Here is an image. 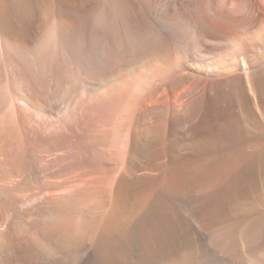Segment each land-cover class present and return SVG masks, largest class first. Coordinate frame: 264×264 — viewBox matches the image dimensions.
<instances>
[{
	"label": "bare ground",
	"instance_id": "bare-ground-1",
	"mask_svg": "<svg viewBox=\"0 0 264 264\" xmlns=\"http://www.w3.org/2000/svg\"><path fill=\"white\" fill-rule=\"evenodd\" d=\"M247 41H264V0H0V264H264V179L246 192L228 181L219 204L195 211L188 197L207 163L184 153L221 131L227 142L264 138L235 129L264 124V51ZM227 42L230 58L206 63ZM112 119L121 127L108 131ZM82 120L93 156L108 139L117 147L100 190L89 147L82 160L67 144ZM45 247L73 254L50 259Z\"/></svg>",
	"mask_w": 264,
	"mask_h": 264
},
{
	"label": "rangeland",
	"instance_id": "rangeland-1",
	"mask_svg": "<svg viewBox=\"0 0 264 264\" xmlns=\"http://www.w3.org/2000/svg\"><path fill=\"white\" fill-rule=\"evenodd\" d=\"M260 25V22L259 21H257L254 25H252L250 28H248L244 33H243V35H248L249 34V32H250V35H248V37H251V36H253V32H255V31H257V30H259V26ZM259 26V27H258ZM254 27V28H253ZM253 29H254V31H253ZM249 31V32H248ZM252 31V32H251ZM247 32V33H246ZM263 43V44H262ZM246 44H249V46H246L247 48H250L251 50H253L254 52H261V51H264V41L263 42H257V41H247V43ZM253 46V47H252ZM209 58V59H208ZM207 59H206V63H208L209 65H213L214 63H216V62H220V60L221 61H223V60H227L228 58H230V43H226V44H224L222 47H220V49H218L216 52H215V54H213V55H211V57H208ZM158 59H159V61H158ZM157 60V61H156ZM156 60H154V63L156 64V62H157V66H160L161 65V63H162V60L160 59V58H157ZM161 60V61H160ZM154 63H149L148 65L149 66H146L147 64L146 63H144V64H142V63H140V64H138V67H136V70H135V72H141V73H144L145 71H147L148 70V72L147 73H150V74H148L147 75V79L146 80H150L151 81V79L154 77V79L157 77L156 75L159 73V71L158 72H156L157 70H154V69H152V68H154L153 67V65L152 64H154ZM154 64V65H155ZM140 66H143L144 68H145V66H146V69H144L143 67L141 68ZM150 68L152 69L151 71L153 72V75H151L152 74V72L150 71ZM145 70V71H144ZM154 70V71H153ZM150 71V72H149ZM146 73V74H147ZM159 75V74H158ZM153 80V79H152ZM149 81V82H150ZM142 84H145L144 82H142L140 85L142 86ZM139 85V88H141V86ZM133 89V88H132ZM136 91H133V90H131L130 91V94H132V96H131V99L132 98H134L135 96H136V93H138V89H135ZM135 93V94H134ZM134 94V95H133ZM190 113V112H189ZM188 113V114H189ZM171 114H172V107L171 106H168V108L166 109V113H165V116L167 117V118H165V123H166V127H165V136H164V138L162 139V141H164V143L163 142H161L163 145H165L166 144V142H167V140H168V138H169V136H170V132H171ZM194 116V115H193ZM239 117V118H238ZM243 117V114L241 113V112H236V114H235V116L233 117L234 118V120H235V122H233V124H232V126H234L235 124H236V122H238L239 120L238 119H241ZM264 117V116H263ZM85 120H86V117L84 118ZM89 119V117L87 118V120ZM167 119V120H166ZM85 120H82V121H80V123L77 125L79 128H81L80 129V132H79V128L75 125V126H72V131L71 130H69L68 131V133L67 134H69L70 136H68L69 138V142L67 143L68 145L70 144V142L72 141V145L75 147H79L78 148V152H76V154H77V157H79L78 159H84V155H86L85 153H86V150H82L81 148H83V149H87L86 147H89L88 148V153H89V156H91L92 154H91V152H90V147H91V141H89V139L87 140L86 138H85V133H84V130L86 131V128H87V126H85ZM112 120H114V119H112ZM251 120V121H250ZM119 121H120V119H118V121L116 122V120H114L113 121V124L112 123H109V124H111V126L110 127H112V128H110L109 126H108V131H111L110 129H112V130H114V129H118V128H120L121 127V121H120V123H119ZM114 122H115V125L117 126H114ZM240 122V121H239ZM255 122H257V120L255 119V118H253V120H252V118H250L249 120H245V121H243V123L241 122V123H238L237 125H236V127H235V129L237 130V131H242V130H246L247 131V133L245 134L246 135V137H251V135L252 134H254V133H256V132H259V128H260V130L261 129H263L264 130V124H262V125H257ZM82 123V124H81ZM84 123V124H83ZM117 123V124H116ZM84 125V126H81V125ZM108 124V125H109ZM256 124V125H255ZM81 127H80V126ZM113 125V126H112ZM119 125V126H118ZM243 126V127H242ZM256 126V127H255ZM255 127V128H254ZM259 127V128H258ZM74 128H78V129H75L74 130ZM186 129H187V127H186ZM253 129V130H252ZM258 129V130H257ZM76 130L78 131L77 133H76ZM167 130V131H166ZM209 130V129H208ZM213 130V129H212ZM71 131V132H70ZM210 131V130H209ZM253 131V132H252ZM83 132V133H82ZM179 132H180V130H179ZM79 133V134H78ZM72 134V135H71ZM78 134V135H77ZM226 134H227V132L225 133V132H223V131H221V132H219V134L217 133V135H214V139H212V141H211V139L209 140V142L204 146V152L203 151H200V152H196L195 150H193V147H192V145L190 144H188V145H186V147H185V149H186V151H185V149H184V153H186V156H188V157H196V158H205V163H207L205 166L206 167H202V168H200L199 169V171H197V175L199 174V180L198 181H200L199 183H197L198 185H196V190L197 191H195V188L190 192V194H191V196L190 197H188L189 199V201H190V203H192V205H193V207H194V209H195V211H197L198 209L197 208H199V210L201 209V211L203 210L202 208H208L209 209V207H211V206H213V203H214V205L217 203V204H219V202H220V197L222 196L223 197V195H225L224 193H226V191H227V186L229 185V182H233V185H236V184H238V185H236V187L238 186V188L241 190V191H244V192H246V189L248 188V190H249V188L251 187H253V188H255V186H256V188H257V185L258 186H260L258 183H260V181H262L263 179H264V158L262 159H259V160H257V162L256 163H254L253 164V161L252 160H255V159H257L258 158V156L260 155V153L262 152V150L264 149V138H262V140L260 139L258 142H256V143H253V144H251V145H249L248 143H245V142H248V141H243V140H246V139H242V143L240 142L239 143V140H235V141H231V142H227V140H228V138H226L225 137V139L226 140H222L223 138H221L222 136H226ZM76 135V136H75ZM222 135V136H221ZM72 136V137H71ZM216 136V137H215ZM167 137V138H166ZM263 137H264V135H263ZM221 139L220 141H219V139ZM71 139V140H70ZM73 139L75 140V141H73ZM79 140V141H78ZM81 140H82V142H81ZM230 140V139H229ZM78 143H77V142ZM224 141V142H223ZM88 142H90V143H88ZM101 142H103V141H101ZM106 142H107V140H106ZM108 142H110V140L108 139ZM105 143V144H102L100 147V150L99 151H97V155L95 154L94 156L92 155L90 158V160H92L91 162H93V163H97L96 165H97V167L101 170V179H102V181H101V184H100V180L98 181V185L100 186V188H97V184L95 185V183H93V185L92 186H96V190H100L101 189V185H105L106 184V176L108 177V175H109V173H110V171H108L107 169L110 167V168H113V167H117V164L119 163L118 162V160H117V157H111V156H116V149H117V147H115V145H116V143H115V145H114V147H115V150H114V148L112 149V147L113 146H111L110 148H109V143ZM211 142H213L212 144H211ZM227 143V144H223V143ZM234 142V143H233ZM236 142V143H235ZM244 142V143H243ZM104 143V142H103ZM113 143V142H112ZM218 143H222L221 145H224V147H225V149H223L224 147L223 146H221L220 147V144H219V146H218ZM233 143V144H232ZM262 143V144H261ZM80 144H82V145H80ZM232 144V145H231ZM236 144V145H235ZM237 144H239L240 146H238ZM247 146H246V145ZM87 145V146H86ZM103 145L104 146H106V147H103ZM230 145V147L232 148L233 147V145H234V147L232 148V149H230L228 146ZM117 146V145H116ZM237 148H236V147ZM75 147V148H76ZM226 147H227V150H226ZM192 148V149H191ZM209 148V149H208ZM263 148V149H262ZM104 149V152L102 151ZM110 149V150H109ZM207 149V150H206ZM222 149V150H221ZM230 149V150H229ZM79 150H82V151H80L79 152ZM111 150H112V152H111ZM114 150V151H113ZM206 150V151H205ZM223 150L225 151V152H223ZM238 150V151H237ZM208 151V152H207ZM210 151V152H209ZM228 151V152H227ZM234 151V152H233ZM85 152V153H84ZM108 152H111V156L108 154ZM194 152V153H193ZM206 152V153H205ZM264 152V151H263ZM107 153V154H106ZM114 153H115V155H114ZM170 152L169 151H163L162 152V154L161 155H163L161 158H164V159H162L161 160V158L159 159V160H161L160 162H162V163H165V164H167L168 163V160H169V154ZM78 154H80L79 156H78ZM98 154L100 155V157L98 156ZM82 155V156H81ZM102 155V156H101ZM106 155V156H105ZM108 155V156H107ZM80 156H81V158H80ZM96 156V157H95ZM98 156V157H97ZM76 157V158H77ZM83 157V158H82ZM254 157V158H253ZM96 158H97V160H96ZM104 158H106L107 159V161H106V159H104ZM111 159V160H110ZM96 160V161H95ZM105 160V161H104ZM167 160V161H166ZM231 160V161H230ZM79 161H81V160H79ZM112 161H116L115 163H117L116 165L112 162ZM164 161V162H163ZM213 161V162H212ZM109 162V163H108ZM112 162V163H111ZM215 162V163H214ZM247 162V163H246ZM112 164H114V165H112ZM59 165V164H58ZM106 165V166H105ZM120 165V164H119ZM118 165V166H119ZM258 166V167H257ZM260 166V167H259ZM106 167V168H105ZM108 167V168H107ZM210 167V168H209ZM205 168V169H204ZM209 168V169H208ZM204 170H206V171H204ZM107 171V172H106ZM68 172V171H67ZM66 171H64V172H60L61 173V178L59 177V179H64V176L65 175H67L68 173H67ZM206 172V173H205ZM254 172V173H253ZM63 173H65V174H63ZM67 173V174H66ZM108 173V174H107ZM103 174V175H102ZM107 174V175H106ZM207 174V175H206ZM72 174H70V175H68V176H71ZM205 175V176H204ZM259 175V176H258ZM63 176V177H62ZM67 176V177H68ZM233 176V177H232ZM251 176V177H250ZM80 177V176H79ZM88 177V175H85V176H83V178H87ZM201 177H203L204 178V180L201 178ZM207 177V178H206ZM231 177H232V179L233 178H235V179H233V181L231 180ZM66 178V177H65ZM206 178V179H205ZM198 179V178H197ZM262 179V180H261ZM231 180V181H230ZM249 180V181H248ZM229 181V182H228ZM256 181V182H255ZM206 184H205V183ZM200 183H204L203 185L202 184H200ZM236 183V184H235ZM249 184V185H248ZM250 184H251V186H250ZM201 185H202V187H201ZM211 185V186H210ZM213 185V186H212ZM226 185V186H225ZM200 186V187H199ZM205 186V187H204ZM221 186V187H220ZM262 186V185H261ZM208 187L210 188V189H208ZM243 187V188H242ZM105 189V188H104ZM200 190V191H199ZM205 190V191H204ZM208 190V191H207ZM226 190V191H225ZM60 191H61V193H62V191H64V188H60L59 190H57V192L58 193H60ZM195 191V192H194ZM258 191V190H257ZM176 194H175V193ZM174 192H173V194H175L174 196L172 195V196H170V199H171V201L172 202H170V199L169 200H167V202H168V204L169 205H167V209L169 208V206H170V208L169 209H171V214L173 215V214H175L174 213V209H175V212L176 211H178L177 210V208H179V206H178V204L179 203H176V201L178 200L179 202L181 201V196H180V194H178V196H177V191L176 190H174ZM194 192V193H193ZM198 192V193H197ZM218 192V193H217ZM257 193V192H256ZM256 193H254V194H256ZM202 194H203V196H202ZM223 194V195H222ZM213 195V196H212ZM101 196H102V198H101ZM177 196V198L175 199V197ZM196 196V197H195ZM200 196V197H199ZM212 196V197H211ZM104 197H105V194H104ZM103 197V194L101 195L100 194V196L99 197H97L96 199L98 200V202H100L99 204H98V202L96 203L95 202V200H94V205H95V207H96V205L97 206H99L101 203H103V199H105ZM172 197V198H171ZM173 197H174V199H173ZM191 197H193L192 199H191ZM202 197H204V198H202ZM222 197H221V200H222ZM153 197H149V199L151 200ZM179 198V199H178ZM208 198V199H207ZM175 201H173V200ZM193 199H195V200H193ZM96 200V201H97ZM100 200V201H99ZM177 201V202H178ZM193 201V202H192ZM197 203H196V202ZM219 201V202H218ZM210 202V203H209ZM88 203V207H86V208H82L83 210H85V212L84 213H86L88 210H90V209H92V208H95L94 207V205H92L93 204V202L91 201V200H89V202H87ZM86 203V204H87ZM92 203V204H91ZM195 203V204H194ZM202 203H203V205H204V203H205V206L206 207H202L203 205H202ZM86 204H84V207L85 206H87ZM201 206H200V205ZM210 204H212V205H210ZM216 204V205H217ZM209 205V206H208ZM178 206V207H177ZM191 206V205H190ZM174 207V208H173ZM206 208V209H207ZM192 209V208H191ZM194 209H192V211H194ZM258 209L259 210H263L264 209V201L263 202H261L259 205H258ZM168 211H170V210H168ZM168 211H166L165 212V216H167L168 214H169V212ZM168 212V213H167ZM167 213V214H166ZM27 242H28V244H27ZM27 242H25L23 245L27 248V247H30V244H31V241H27ZM34 242H36V243H39V241L37 242V241H34ZM80 242V241H79ZM77 246V247H76ZM75 247H73L74 249L75 248H78L79 247V245L77 244ZM49 248L50 247H45V249L43 250V252H44V255H46V256H48L50 259H53L54 258V256H56V257H58V256H63V255H67V256H70V254L72 255L73 254V251L71 250H63V249H60V248H54V247H51V249H50V251H49ZM63 250V251H62ZM76 250V249H75ZM62 251V252H61ZM65 251H67V252H65ZM48 252V253H47ZM58 252H60V253H62L61 255H60V253H58ZM69 252V253H68ZM67 253V254H66ZM24 254H26V252L24 253ZM18 261H20V262H18ZM15 262H17L18 264L19 263H22L23 261L20 259H18L17 258V260L15 261L14 260V263ZM28 264H29V262H28Z\"/></svg>",
	"mask_w": 264,
	"mask_h": 264
}]
</instances>
